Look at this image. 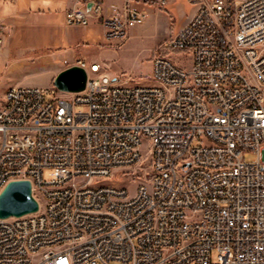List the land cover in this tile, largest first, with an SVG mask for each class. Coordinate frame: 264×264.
<instances>
[{
    "label": "built area",
    "instance_id": "obj_1",
    "mask_svg": "<svg viewBox=\"0 0 264 264\" xmlns=\"http://www.w3.org/2000/svg\"><path fill=\"white\" fill-rule=\"evenodd\" d=\"M170 1L79 0L66 21L119 39ZM196 2L166 47L192 63L157 55L161 88L79 61L82 91L7 89L0 192L28 179L39 208L0 218V264H264V0Z\"/></svg>",
    "mask_w": 264,
    "mask_h": 264
},
{
    "label": "rangeland",
    "instance_id": "obj_2",
    "mask_svg": "<svg viewBox=\"0 0 264 264\" xmlns=\"http://www.w3.org/2000/svg\"><path fill=\"white\" fill-rule=\"evenodd\" d=\"M33 1L45 12H32ZM65 3L66 0L1 1V19L7 27L0 49V99L12 86H35L51 100L60 93L54 86V77L66 64L80 65L79 61L85 62L88 69L97 62L113 80L132 85L157 83L152 72L153 60L159 54L167 53L180 66L192 63L190 52L166 47L194 14L196 0H171L164 7L149 5L142 24L113 40L98 24H69L63 11ZM144 164L142 171L147 169L148 163ZM49 177V170H45L44 178ZM103 182L134 190V184L127 179L110 177Z\"/></svg>",
    "mask_w": 264,
    "mask_h": 264
},
{
    "label": "water",
    "instance_id": "obj_3",
    "mask_svg": "<svg viewBox=\"0 0 264 264\" xmlns=\"http://www.w3.org/2000/svg\"><path fill=\"white\" fill-rule=\"evenodd\" d=\"M87 78V69L73 64L62 69L54 77L53 83L60 91L78 92L85 89ZM38 208L39 203L28 179L11 180L0 192V218L19 217L35 212Z\"/></svg>",
    "mask_w": 264,
    "mask_h": 264
},
{
    "label": "crops",
    "instance_id": "obj_4",
    "mask_svg": "<svg viewBox=\"0 0 264 264\" xmlns=\"http://www.w3.org/2000/svg\"><path fill=\"white\" fill-rule=\"evenodd\" d=\"M1 1H4V0H0V3H1ZM13 1H15V0H13ZM78 5H79V0H66V3L63 7L65 18H66L67 10L71 7L78 6ZM0 7H1V4H0ZM30 10H32V12L35 13V12H45L46 9L42 8L41 5H36L35 2L33 1L32 5L30 6ZM1 18L2 17H1V13H0V22L3 23V20ZM93 24H98L99 26H101L103 28V26L96 21L91 22L89 25H93ZM103 30H104V28H103ZM71 65H73V64H66L62 69L66 68L68 66H71Z\"/></svg>",
    "mask_w": 264,
    "mask_h": 264
},
{
    "label": "bare ground",
    "instance_id": "obj_5",
    "mask_svg": "<svg viewBox=\"0 0 264 264\" xmlns=\"http://www.w3.org/2000/svg\"><path fill=\"white\" fill-rule=\"evenodd\" d=\"M124 86H133L132 84H125ZM146 85H135V89H142ZM151 88H161V81H157L156 84H152ZM114 89H123V83L114 82ZM105 188H117L115 185L105 184Z\"/></svg>",
    "mask_w": 264,
    "mask_h": 264
}]
</instances>
